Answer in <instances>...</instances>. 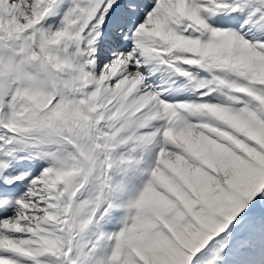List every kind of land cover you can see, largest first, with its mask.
<instances>
[{
  "label": "snow or ice",
  "instance_id": "obj_1",
  "mask_svg": "<svg viewBox=\"0 0 264 264\" xmlns=\"http://www.w3.org/2000/svg\"><path fill=\"white\" fill-rule=\"evenodd\" d=\"M0 264H264V0H0Z\"/></svg>",
  "mask_w": 264,
  "mask_h": 264
}]
</instances>
